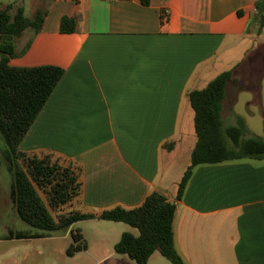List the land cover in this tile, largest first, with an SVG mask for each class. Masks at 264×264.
<instances>
[{"label": "crops", "instance_id": "1", "mask_svg": "<svg viewBox=\"0 0 264 264\" xmlns=\"http://www.w3.org/2000/svg\"><path fill=\"white\" fill-rule=\"evenodd\" d=\"M262 3L0 0V12L23 8L43 20L38 33L29 29L17 39V52L29 47L10 65L64 70L19 149L81 168L70 213L132 210L158 192L176 204L175 247L185 264H264V159L197 166L177 198L191 165L181 158L186 126L194 124L189 95L218 68L226 64L232 73L224 127L242 119L248 138L264 140V30L253 28ZM64 17L76 22L74 33L61 32ZM241 91L253 100L239 113ZM196 141L195 134L187 143L190 161ZM77 230L86 248L69 256ZM124 233L139 235L98 218L67 230H10L0 237V264H136L115 251ZM147 264L170 263L156 252Z\"/></svg>", "mask_w": 264, "mask_h": 264}, {"label": "trees", "instance_id": "2", "mask_svg": "<svg viewBox=\"0 0 264 264\" xmlns=\"http://www.w3.org/2000/svg\"><path fill=\"white\" fill-rule=\"evenodd\" d=\"M42 22L40 14L33 19L26 17L23 8L13 16L9 9L0 12V135L4 142L2 153L9 162L12 175L10 197L18 217L28 226L43 232L67 230L74 223L96 218L126 223L138 230L139 235L124 233L115 245L116 253L127 256L136 264H147L156 252L170 264H185L175 247L176 204L158 192L151 193L140 207L132 210L117 207L102 212L98 217L71 212L58 216L57 220L54 218L53 211L79 198L81 168L70 162L61 164L52 156L28 155L19 147L64 76V70L55 66L16 68L10 65L11 59L22 56L29 47L17 52L16 40L29 29L38 33ZM75 31L76 22L64 17L61 32ZM231 80V72L222 73L204 89L189 95L197 141L191 165L178 187V200L182 198L197 166L264 159V140L248 138L249 132L242 119L236 126L226 128L223 125V102ZM40 192L46 196L47 203ZM71 236L72 244L67 250L69 256L86 248L79 230L72 231ZM20 238L23 237L20 235Z\"/></svg>", "mask_w": 264, "mask_h": 264}, {"label": "rangeland", "instance_id": "3", "mask_svg": "<svg viewBox=\"0 0 264 264\" xmlns=\"http://www.w3.org/2000/svg\"><path fill=\"white\" fill-rule=\"evenodd\" d=\"M263 17H264V11H261L257 15L256 17L257 19L255 18L257 21L256 26H253V28H255L256 30H259L260 32H263L264 30ZM24 44L25 42L22 43L21 46H24ZM246 44H249V43H246ZM249 45L253 47L255 44L251 43ZM231 61H234L233 58L231 59ZM227 63H230V61H228ZM226 67H228V65L225 64L223 67H220L217 70H215L214 74L211 73V76L209 75L210 77L208 78L209 81H212L217 76L221 75L222 73L229 71L230 68L226 69ZM252 100H253V95H251L250 92H247V91L239 92L240 102H239V107L237 108L238 112L240 113L241 111H244V108H245L244 104L246 103V101L251 102ZM194 136H195L194 124L191 122L186 126V134L183 140V142L185 143L184 144L185 152H183V154L181 153V158L184 160L185 163H187L186 164L187 166H189L191 162L190 155L188 156L186 154L187 149H188L187 143L190 141V139L194 138ZM3 148H4V142L0 135V237L7 236L10 230L18 231V230L29 228V226L18 217L17 212L15 211L14 206L12 204L11 197L9 196V192H10V188L12 184V175H11V172L9 171V162L3 156V153H2ZM60 163L66 164L63 161H60ZM40 194L43 200L47 203L46 196L42 192H40ZM64 207L65 209L61 208L57 210L56 212L54 211L52 212L53 216L56 219L58 216H66L70 213L69 207L68 206H64Z\"/></svg>", "mask_w": 264, "mask_h": 264}]
</instances>
